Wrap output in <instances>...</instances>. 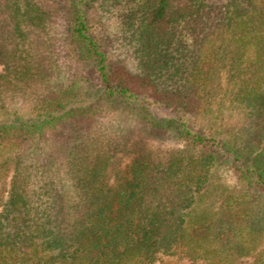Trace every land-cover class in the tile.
Here are the masks:
<instances>
[{"label": "trees", "instance_id": "obj_1", "mask_svg": "<svg viewBox=\"0 0 264 264\" xmlns=\"http://www.w3.org/2000/svg\"><path fill=\"white\" fill-rule=\"evenodd\" d=\"M0 67V264H264V0H0ZM101 103L183 149L91 151ZM218 167L243 188L214 185Z\"/></svg>", "mask_w": 264, "mask_h": 264}, {"label": "rangeland", "instance_id": "obj_2", "mask_svg": "<svg viewBox=\"0 0 264 264\" xmlns=\"http://www.w3.org/2000/svg\"><path fill=\"white\" fill-rule=\"evenodd\" d=\"M187 1L184 3L186 4ZM103 12V10H102ZM101 11L93 10L90 24L95 26L98 35L106 37L105 45L109 54L110 60L115 63H123L125 67L134 72L136 66V60L133 51L128 46L127 39L123 36L120 21L117 18L115 12L102 13ZM99 29V30H98ZM184 42L186 54L193 52L195 45L194 39L201 40L202 35L198 34L196 29L191 28L190 31L181 32L180 36ZM106 41L108 43H106ZM187 50V52H186ZM184 53V52H183ZM184 61L187 62L188 58ZM183 63V64H184ZM0 67V73L2 72ZM98 124L94 129V139L96 144L90 146V150L97 149L100 153H110L114 156V159L120 160L122 164H125L129 160V155L135 153V156L145 153H153L156 158L157 155L163 156L168 151L183 149L181 144L173 141V139H155L142 129L139 121L138 114L129 107L119 104L101 103L96 108ZM228 114V115H227ZM230 113L225 114V118H217L213 124L215 127H221L226 131L231 130L237 124V121ZM241 129V128H240ZM238 128V130L240 131ZM237 131V142H241V133ZM94 144V145H93ZM89 147V145H88ZM214 185H223V189L231 191H240L243 188L233 175V173L223 167H218L212 172ZM110 183L113 179L108 180ZM221 196L214 198V209H217V205ZM250 258H247L238 264H249Z\"/></svg>", "mask_w": 264, "mask_h": 264}]
</instances>
